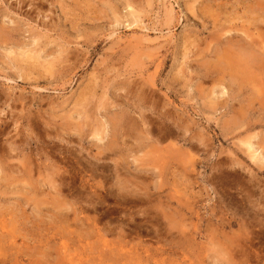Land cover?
<instances>
[{
	"label": "rangeland",
	"instance_id": "1",
	"mask_svg": "<svg viewBox=\"0 0 264 264\" xmlns=\"http://www.w3.org/2000/svg\"><path fill=\"white\" fill-rule=\"evenodd\" d=\"M261 4L0 0V264H264Z\"/></svg>",
	"mask_w": 264,
	"mask_h": 264
},
{
	"label": "bare ground",
	"instance_id": "2",
	"mask_svg": "<svg viewBox=\"0 0 264 264\" xmlns=\"http://www.w3.org/2000/svg\"><path fill=\"white\" fill-rule=\"evenodd\" d=\"M248 1H249V0H248ZM253 1H254V0H253ZM258 1H259V0H258ZM237 3H238V2H237ZM208 5H209V4H208ZM243 5H244V4H243ZM261 5H262V4H261ZM137 7H138V6H137ZM207 7H208V6H207ZM252 7H253V6H252ZM249 9H250V8H249ZM252 9H253V8H252ZM259 9H261V10H258V9H257V10H258V11H262V10L264 11V6L262 5V7H260ZM251 11H252V10H251ZM259 13H260V12H259ZM261 14H262V13H261ZM258 16H259V15H258ZM233 20H234V19H233ZM261 20H262V19H261ZM230 21H231V19H230ZM255 21L257 22L258 20L256 19ZM259 22H260V21H259ZM257 23H258V22H257ZM257 23H255V24H257ZM260 24H261V23H260ZM262 25H263V24H262ZM259 26H261V25H259ZM249 28H250V27H249ZM253 28H255V26H254ZM250 29H251V28H250ZM247 39H248V38H247ZM256 42H257V41H256ZM242 46H243V45H242ZM243 51H244V50H243ZM250 52H251V51H250ZM249 56H251V55H249ZM256 56H257V55H256ZM256 56H255V57H256ZM38 58H39V57H38ZM253 59H254V57H253ZM258 59H259V58H258ZM262 59H263V58H262ZM262 59H261V60H262ZM249 60L251 61V59H249ZM250 61H249V62H250ZM252 61H253V60H252ZM257 61H259V60H257ZM257 61H255V62L257 63ZM250 64H251V63H250ZM238 65H239V64H238ZM244 65H245V64H244ZM263 67H264V65H263ZM261 69H262V68H261ZM253 70H254V69H253ZM262 70H263V69H262ZM164 135H165V134H164ZM165 136H166V135H165ZM250 145H251V144H250ZM252 147H253V146L251 145L250 148H252ZM252 153H253V152H252ZM254 156H255V154H254ZM260 157H261V156H260ZM257 158H258V157H257ZM84 168H85V167H84ZM117 177H118V176H117Z\"/></svg>",
	"mask_w": 264,
	"mask_h": 264
}]
</instances>
